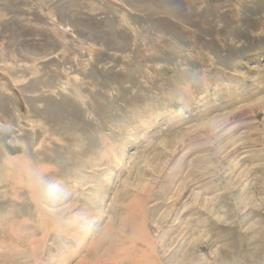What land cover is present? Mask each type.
<instances>
[{
  "label": "rangeland",
  "instance_id": "rangeland-1",
  "mask_svg": "<svg viewBox=\"0 0 264 264\" xmlns=\"http://www.w3.org/2000/svg\"><path fill=\"white\" fill-rule=\"evenodd\" d=\"M0 264H264V0H0Z\"/></svg>",
  "mask_w": 264,
  "mask_h": 264
},
{
  "label": "clouds",
  "instance_id": "clouds-1",
  "mask_svg": "<svg viewBox=\"0 0 264 264\" xmlns=\"http://www.w3.org/2000/svg\"><path fill=\"white\" fill-rule=\"evenodd\" d=\"M29 185L38 197L49 202L50 214L56 219H61L68 209L61 207L64 199L62 190L52 186L39 171H34L29 176Z\"/></svg>",
  "mask_w": 264,
  "mask_h": 264
},
{
  "label": "bare ground",
  "instance_id": "bare-ground-1",
  "mask_svg": "<svg viewBox=\"0 0 264 264\" xmlns=\"http://www.w3.org/2000/svg\"><path fill=\"white\" fill-rule=\"evenodd\" d=\"M129 218H130V217H129ZM127 219H128V218H127ZM130 219H131V221H130V222H131V223H133V221H132V220H133V218H132V215H131V218H130ZM128 221H129V219H128Z\"/></svg>",
  "mask_w": 264,
  "mask_h": 264
}]
</instances>
